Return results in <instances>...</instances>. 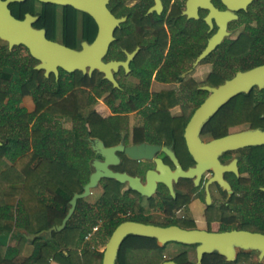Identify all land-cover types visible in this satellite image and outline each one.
<instances>
[{"label": "flooded vegetation", "instance_id": "obj_1", "mask_svg": "<svg viewBox=\"0 0 264 264\" xmlns=\"http://www.w3.org/2000/svg\"><path fill=\"white\" fill-rule=\"evenodd\" d=\"M17 4H23L22 19L27 14L39 17L34 27L46 30L49 40L76 50L88 42L83 38L86 23L90 22L83 15L87 13L38 0ZM107 6L118 24L104 62L114 64L112 73L116 83L108 81L104 73L94 72L100 78L95 90L108 110L107 115H99L95 122L106 121L111 136H105L106 140L97 138L108 148L120 144L162 148L152 159L140 161L117 152L120 163L111 169L138 178L145 187L149 185L150 173L160 174L157 160L173 172L178 170V165L182 171H194L192 178L172 179L173 192L168 185L156 181L151 196L120 183L127 207L119 216L147 220V225L177 226L210 234L264 235V144L206 153L201 159L212 165L199 174L200 159L190 151L186 140L189 124L211 96L208 88H219L238 74H248L264 66V0H251L248 4L246 0H108ZM55 19L65 20V29L62 24L55 25ZM93 21L97 28L95 40L99 27ZM38 64L35 60V70ZM40 72L45 76L44 71ZM49 88L53 92L54 84L50 83ZM82 116L84 121L72 120L73 123L88 119ZM33 121L36 125L37 118ZM49 127L56 136L65 138L56 121ZM254 130L264 131L261 83L250 85L248 91L226 102L203 126L199 138L209 145ZM76 137L88 142L91 149L90 139L96 138L90 135V129L82 136L72 130V138ZM166 147L172 150L178 164L163 150ZM94 159L103 160L94 152L90 166ZM105 180L95 189L101 191L97 202L105 193ZM97 225L99 234L103 220ZM170 244L185 249L178 255L187 253L190 262L199 264V244L166 246ZM187 249L194 252L195 260L190 259ZM236 252L233 260L222 256L224 264H237L244 254L251 255V264H264L259 252L237 247ZM213 254L220 255L215 252L204 258Z\"/></svg>", "mask_w": 264, "mask_h": 264}, {"label": "trees", "instance_id": "obj_2", "mask_svg": "<svg viewBox=\"0 0 264 264\" xmlns=\"http://www.w3.org/2000/svg\"><path fill=\"white\" fill-rule=\"evenodd\" d=\"M22 5L11 6L18 19H22ZM83 15L90 21L83 38L91 43L97 28L89 15ZM57 23L65 29V20L55 19ZM1 43L7 48L0 45V264H103L104 252L85 243V236L99 221L104 222L99 233L102 240L109 239L115 228L126 221L149 223L119 216L126 212L127 203L122 197V185L110 179L104 181L105 193L99 202L91 205L86 199L78 201L64 230L34 241L17 233V245L9 246V238L17 230L38 234L61 225L70 201L83 192L94 151L79 137L56 136L49 126L55 122L56 114L84 121L82 111L93 104L91 90H95L100 78L97 73L90 77L81 72L61 71L58 79L54 75L47 79L43 72L33 68L35 60L26 48L20 46L10 51L5 42L0 40ZM22 48L27 55L21 54ZM50 83L54 84L53 92ZM28 98H32L35 111L29 112L24 107ZM35 118L36 125L31 127ZM87 121L92 137L111 138L106 121ZM82 163L85 174L79 168ZM12 200L17 203H11ZM166 250L167 246L161 247L155 239L129 236L121 247L117 264H163L169 261ZM172 260L196 264L188 260L187 253ZM224 262L222 256L213 254L205 256L202 264ZM237 264H251V255L244 254Z\"/></svg>", "mask_w": 264, "mask_h": 264}, {"label": "water", "instance_id": "obj_3", "mask_svg": "<svg viewBox=\"0 0 264 264\" xmlns=\"http://www.w3.org/2000/svg\"><path fill=\"white\" fill-rule=\"evenodd\" d=\"M24 1L0 0V40L8 44L10 51L20 46L27 48L30 55L39 62L36 70L44 71L47 78L54 75L58 79L60 70L69 74L81 72L83 75L92 77L94 72L98 70L105 74L108 81L116 83L112 73L114 64L104 62V57L109 51L118 24L107 6L108 0H38L42 3L72 7L87 13L95 20L99 27L98 35L92 43L83 42L80 50L49 40L46 30L34 27L39 17L27 14L24 19L16 18L10 6ZM250 2L251 0H246V4ZM217 42L218 40L215 41L214 45ZM254 83H261L264 86V66L258 67L248 74H238L234 80L219 88H208L211 96L194 116L188 126L186 135L190 151L200 159L199 174L212 165L206 159H201V156H205L206 153L215 152V154H218L231 148L264 144V131L261 130L247 132L241 136L222 138L209 145H204L199 138V133L208 120L232 97L240 92L248 91L250 85ZM90 142L93 151L100 155L103 160L94 159L92 161V174L89 182L83 187V192L74 195L69 203L68 213L61 225L53 226L49 230L38 234H30L24 230L22 233L28 241H34L42 236H51L53 232L64 230L76 211L78 201L91 197L93 190L98 187L102 179H111L121 184H129L133 190L142 195L151 196L156 187V181L168 185L173 192L172 179L178 180L179 177L192 178L194 175L193 170L189 172L182 171L179 165L178 170L173 172L160 160H157L160 174L150 173L149 185L145 187L138 178L126 173L115 172L111 169V166L120 163L117 152L124 153L128 159L140 161L152 159L154 154L162 149L161 147L150 144L125 147L120 144L108 148L98 138H92ZM0 145H2L1 142ZM163 150L177 163V159L170 148L166 147ZM129 236L155 239L161 247H165L169 243L199 244L197 248L199 264L202 262L204 255L215 252L228 258V260H233L237 254L236 247L244 251L259 252L260 257L264 258L263 234L250 232L210 234L196 230H184L177 226L159 227L127 221L120 224L112 233L104 250L103 264H117L121 247ZM163 264L178 263L169 260Z\"/></svg>", "mask_w": 264, "mask_h": 264}, {"label": "rangeland", "instance_id": "obj_4", "mask_svg": "<svg viewBox=\"0 0 264 264\" xmlns=\"http://www.w3.org/2000/svg\"><path fill=\"white\" fill-rule=\"evenodd\" d=\"M1 46H3L4 48H7V46L3 45L2 43L0 44ZM21 54L22 55H27V51L22 48V51H21ZM92 95L94 97V102L92 105H90L88 108H86L82 114L83 115H86L88 116V119L92 122V121H96V118L99 116V115H102L104 114L107 115L108 114V110L105 109V107L102 105V99L98 96L97 94V91L96 90H93L92 91ZM99 99V100H98ZM101 99V100H100ZM24 107H26L28 109L29 112L31 111H34L35 109V106H34V102L32 100V98H28L24 101ZM103 108V109H102ZM55 121L57 122L58 126L64 130V135H65V138L69 136V138L71 137L72 138V130H75L77 132H79V134H81V136L83 135V133L87 132L90 128H89V123L90 122H76V123H73L72 120H70L69 118L67 117H60L58 114H56V117H55ZM24 119L27 120L28 119V115H25L24 116ZM133 119V118H132ZM34 121L31 122V125L33 126L34 125ZM86 126V128H85ZM79 168L85 169L83 163L81 165H79ZM92 167L90 166V163L88 164V168H87V171H88V176L89 174L92 172ZM86 173V171H84V174ZM82 174V177L83 178H86V176ZM101 195V191L100 190H94L93 191V195L89 198L86 199V201L91 204V205H94L99 197ZM11 203H15V200H13ZM101 235L100 234H97L94 239L92 240L91 242V246H94L96 248L97 251H100V252H104L105 248H106V244L108 243L109 239H103L102 240V237H100ZM183 250L182 247L178 246V245H173V244H170L168 247H167V250H166V256H167V259L168 260H172L173 258H175L179 253H181ZM189 257L191 260H195V255H194V252L192 250H189ZM255 259L257 258L256 256L254 257Z\"/></svg>", "mask_w": 264, "mask_h": 264}, {"label": "crops", "instance_id": "obj_5", "mask_svg": "<svg viewBox=\"0 0 264 264\" xmlns=\"http://www.w3.org/2000/svg\"><path fill=\"white\" fill-rule=\"evenodd\" d=\"M13 201V200H12ZM11 201V202H12ZM17 202L15 201V203H13V204H16ZM24 231V229H20V230H17V231H15L13 234H11V236H10V238H9V246H11V247H15L16 245H17V243H18V237H17V233H19V234H21V235H23V232ZM51 264H57V263H55V262H51Z\"/></svg>", "mask_w": 264, "mask_h": 264}, {"label": "built area", "instance_id": "obj_6", "mask_svg": "<svg viewBox=\"0 0 264 264\" xmlns=\"http://www.w3.org/2000/svg\"><path fill=\"white\" fill-rule=\"evenodd\" d=\"M99 225H96L92 230L85 236V243H91L94 237L98 234ZM95 249V247H93Z\"/></svg>", "mask_w": 264, "mask_h": 264}]
</instances>
